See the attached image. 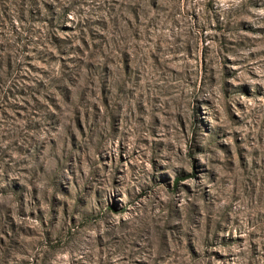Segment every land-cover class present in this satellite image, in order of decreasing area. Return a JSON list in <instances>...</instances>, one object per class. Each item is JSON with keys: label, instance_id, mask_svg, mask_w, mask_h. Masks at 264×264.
<instances>
[{"label": "rangeland", "instance_id": "obj_1", "mask_svg": "<svg viewBox=\"0 0 264 264\" xmlns=\"http://www.w3.org/2000/svg\"><path fill=\"white\" fill-rule=\"evenodd\" d=\"M0 264H264V0H0Z\"/></svg>", "mask_w": 264, "mask_h": 264}]
</instances>
